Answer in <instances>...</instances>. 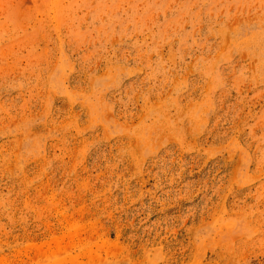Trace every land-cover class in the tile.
Instances as JSON below:
<instances>
[{
    "label": "rangeland",
    "instance_id": "1",
    "mask_svg": "<svg viewBox=\"0 0 264 264\" xmlns=\"http://www.w3.org/2000/svg\"><path fill=\"white\" fill-rule=\"evenodd\" d=\"M146 263L264 264V0H0V264Z\"/></svg>",
    "mask_w": 264,
    "mask_h": 264
},
{
    "label": "bare ground",
    "instance_id": "2",
    "mask_svg": "<svg viewBox=\"0 0 264 264\" xmlns=\"http://www.w3.org/2000/svg\"><path fill=\"white\" fill-rule=\"evenodd\" d=\"M254 235V234H253ZM239 236V235H238ZM147 264V263H146ZM153 264V263H152ZM196 264V263H195Z\"/></svg>",
    "mask_w": 264,
    "mask_h": 264
}]
</instances>
